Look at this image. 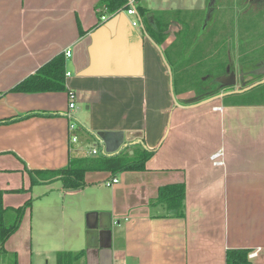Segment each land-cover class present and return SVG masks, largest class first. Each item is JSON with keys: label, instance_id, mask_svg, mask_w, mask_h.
Returning a JSON list of instances; mask_svg holds the SVG:
<instances>
[{"label": "crops", "instance_id": "0c3cea01", "mask_svg": "<svg viewBox=\"0 0 264 264\" xmlns=\"http://www.w3.org/2000/svg\"><path fill=\"white\" fill-rule=\"evenodd\" d=\"M98 1L0 0V119L58 112L0 124L3 206L30 200L26 168L57 169L70 156H92L69 140L77 130L95 138L91 148L98 152L155 149L143 171H124L120 178L87 171L84 187H62L60 196L41 198L38 210L30 200L21 222L29 216L30 253L52 252L54 264L63 250H84L74 264H225L227 249L248 248L256 252L248 256L251 264H264V105H226L220 97L207 107L185 96L195 83L194 63L182 67L193 51L188 36L177 33L185 22L167 14L168 35L160 43L151 37L159 13L185 10L162 7V0L150 8L139 0L146 18L139 15V26H132L124 13L101 20L108 13L98 11ZM209 18L197 39L211 26ZM226 30L220 21L209 40H219V51ZM66 50L64 90L11 91ZM189 142L202 147L184 148ZM219 150L222 164L214 165L211 155ZM174 182L185 184L182 218L152 204L158 187ZM101 184L111 188L103 198L97 196Z\"/></svg>", "mask_w": 264, "mask_h": 264}, {"label": "trees", "instance_id": "16d2710c", "mask_svg": "<svg viewBox=\"0 0 264 264\" xmlns=\"http://www.w3.org/2000/svg\"><path fill=\"white\" fill-rule=\"evenodd\" d=\"M99 9H106L108 14L117 12L127 7V0H99L96 4ZM137 12L143 14L142 7L137 6ZM173 16V18H181L183 27L178 30V36H188L186 45L193 46L192 55L189 60L186 61L183 69L186 68L188 61L196 63L200 59H205V55L202 54L211 46L212 53L209 54L217 56L219 54V40L216 42H209L213 40V37L217 34L216 28L218 23L214 22L208 28L207 32L202 33L201 39H197L199 31V25L202 17L199 16V11L195 10L192 14L186 13V11H163L157 15L159 24L157 28L151 32V37L157 43L162 42L168 35L166 20L167 16ZM262 15L254 17H248L243 23V31L249 35L256 33V22H261ZM161 22V23H160ZM190 22L191 24H189ZM261 29H264L260 25ZM259 28V29H260ZM224 35V34H223ZM222 35V38H223ZM205 36V37H203ZM175 42V41H174ZM175 44V43H174ZM172 45V43H171ZM214 53V54H213ZM166 58V56H165ZM167 59V58H166ZM202 59V60H203ZM226 63L223 61H217L212 68L220 71H216L213 75H219L223 72ZM181 70V69H180ZM176 75V74H175ZM211 76L209 72L207 77ZM213 77V76H212ZM65 89V57L64 54L59 53L52 57L48 62L39 67L33 74L28 75L26 78L17 83L11 91L15 92H47V91H62ZM201 92H197L199 95L203 92V88H199ZM218 95V94H214ZM213 95V96H214ZM212 97V96H210ZM209 98V97H208ZM201 101V100H199ZM196 101V102H199ZM222 101L226 105H264V83L257 85L242 93H232L224 95ZM58 112L54 111H29L23 114L9 116L0 119V124L12 123L33 115H55ZM155 149L143 148L140 152H135L129 155L124 150L114 153L98 152L97 156H70L66 165L57 169H28L31 184L36 183H48L52 181H60L62 187L67 190H77L85 185L84 174L87 171H108L111 175H116L124 171H143L145 170V162L153 155ZM3 191L0 190V244L2 245L12 233H14L25 213L26 209L30 207V200H26L22 205L17 207H5L2 204ZM185 184L183 182H174L164 184L158 187L156 197L153 200V205H163L167 211V215L172 217H184L185 216ZM248 248H229L225 251V264H251L248 254ZM84 253V250L76 252L72 251H57L55 254V264H74ZM13 255V264H17V257L15 253Z\"/></svg>", "mask_w": 264, "mask_h": 264}, {"label": "rangeland", "instance_id": "374dc122", "mask_svg": "<svg viewBox=\"0 0 264 264\" xmlns=\"http://www.w3.org/2000/svg\"><path fill=\"white\" fill-rule=\"evenodd\" d=\"M158 0H141V4H145L148 7H156ZM207 0H162V7H167L171 9H182L185 10L186 13L192 14L195 10L199 11V16L202 17V22L204 21L205 14H207ZM140 4V3H139ZM216 9L212 11L209 23L220 21L224 22L227 26V30L225 34L222 32L221 35H226L227 39L222 45V50L219 51L217 56L209 54L212 53L211 46H207L208 48L202 54L205 55V59L197 58L195 65L191 70L194 71V79L195 83L190 85L191 89L194 90L193 93H188L185 96L195 97V101L208 99V97L216 94H221L224 92H228L231 90H236L242 87V83L239 80L235 82L233 85L220 86L218 89H211V92L204 93L202 95H197V92H201L199 88L210 89L214 76L213 74L219 69L212 68L214 64L218 61H223L226 66H229L230 70H232L231 75L234 76L235 72L238 70L248 71L253 70L257 67H262L264 65V29L260 28V25L264 27V0H215ZM200 8V9H198ZM193 9V10H192ZM195 9V10H194ZM262 15V21L256 22V33L253 35H249L247 32L243 31V23L248 17H254L257 21L258 18L255 16ZM146 18V12L143 13V20ZM201 22L199 28H201ZM225 26V25H223ZM260 28V29H259ZM199 33V32H198ZM214 54V53H213ZM225 68H223L222 77H229V71L225 72ZM220 71V70H218ZM211 73V76L207 77L208 73ZM225 72V73H224ZM264 75V73H263ZM264 77H253L251 75L245 77V80L248 85L259 81ZM235 79V77H234ZM247 85V86H248ZM178 85L175 84V89H173L174 96H176V100L178 101V93L180 90L177 88ZM217 89V90H216ZM182 102L181 100L179 101ZM214 101L205 103L207 107L211 106ZM182 105V104H180ZM176 107H182L176 105ZM73 122V121H72ZM77 134L79 135L78 143L82 146V150L84 152H88L91 150V145L95 143V138L91 137V135H87L85 132H79L77 130ZM80 134L83 136L82 139ZM198 142V140H196ZM187 146L191 148L200 149V143L189 142L186 144L184 148ZM121 173H117L116 177L120 178ZM116 178V180H117ZM101 189L98 190L97 196L103 198L109 194L110 187L101 184ZM62 184L60 181H55L52 185H45L43 183L33 184L31 193L29 194L31 202L35 205V210L40 202L41 198L46 196L50 197H58L62 194L61 191ZM97 189V188H96ZM31 204V203H30ZM22 222V219H21ZM21 222L17 230L11 234V236L1 245L0 244V264H13V255L12 252H16L17 260L21 262V264H54V256L52 252L46 253H30V237H31V223L29 216L25 220V223ZM34 234V231H33ZM34 245V243H33ZM48 247V246H46ZM54 246L46 248V250L51 251L55 249ZM4 249H7L11 252H7Z\"/></svg>", "mask_w": 264, "mask_h": 264}, {"label": "built area", "instance_id": "2783aa9c", "mask_svg": "<svg viewBox=\"0 0 264 264\" xmlns=\"http://www.w3.org/2000/svg\"><path fill=\"white\" fill-rule=\"evenodd\" d=\"M138 3H139V0H127V7L126 8H124L122 10H119L117 12H114V13H110L108 15L101 14L100 19L103 20V21H106L109 18V16L120 14V13H124L128 17L131 18L130 21H131V25L132 26H139L140 17H139V14L137 12V9H136L137 6H138ZM98 11L106 12V9L105 8H103L102 10L98 9ZM69 55H70V51L66 50L65 53H64V56L68 57ZM66 75H69V73L66 72ZM68 97H69V99H68V108L71 109V108H73L75 106V92L74 91H70L68 93ZM216 108H218V107H216ZM75 128H76V124L74 122H70L69 123V130L73 131V130H75ZM69 140L72 143H80L79 136H78L77 132L72 133L70 135V137H69ZM79 150L83 151L82 150V146L79 147ZM90 155H92V156H97L98 155V150H97L96 147H92L91 148ZM211 160H212L214 165H221L222 164L221 151L219 150V151L213 153L211 155ZM115 182H117V180L114 177L110 181L105 182V184L107 186H109V185H111V184H113ZM255 254H256V252H251V253H249L248 256L251 257V256H253Z\"/></svg>", "mask_w": 264, "mask_h": 264}, {"label": "flooded vegetation", "instance_id": "af4514ba", "mask_svg": "<svg viewBox=\"0 0 264 264\" xmlns=\"http://www.w3.org/2000/svg\"><path fill=\"white\" fill-rule=\"evenodd\" d=\"M214 5H215V0H213L212 4H210L208 6V17L211 15L212 11H214L216 9V7ZM227 71H229V73H230L229 77H222L223 73H220L219 75L211 77V78H213V80L211 81L212 83L209 84V86L211 85L212 88H210V89L203 88V92L200 93L199 96L204 94V93L211 92V89H215V87H217V89H218L220 86H226L227 83H229L233 80L236 82L237 80L240 79V81L243 85H242V87H240L238 89L244 88L245 86L248 85L246 80H245V77H247L249 75H251L253 77H260V76L264 77V75H263L264 65L262 67H257L253 70H248V71L238 70L237 72H235L234 76L231 75L232 70H230L229 66H226V68H225V72H227ZM234 77H235V79H234Z\"/></svg>", "mask_w": 264, "mask_h": 264}, {"label": "water", "instance_id": "95a60500", "mask_svg": "<svg viewBox=\"0 0 264 264\" xmlns=\"http://www.w3.org/2000/svg\"><path fill=\"white\" fill-rule=\"evenodd\" d=\"M212 2H213V0H208V6L210 4H212ZM207 15H208V10H207V14L205 15V18H204V21H203V27H204V23L207 21ZM263 83H264V78L260 79L259 81L254 82V83H252V84H250L248 86H245L244 88L236 89V90H231V91L224 92V93H221V94H218V95H214L212 97H209L208 99H204V100H201L199 102H196L193 105L208 103V102H211L213 100H216V99H218L220 97H223L224 95H228V94H232V93H242V92H244L246 90H249V89H251V88H253V87L257 86V85L263 84ZM233 84H235V81L234 80L231 81V82H229V83H227L226 85H233ZM173 100H174V104L175 105L183 106V105L178 104L175 101L174 96H173ZM99 234H100V232H99Z\"/></svg>", "mask_w": 264, "mask_h": 264}]
</instances>
